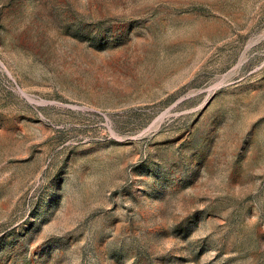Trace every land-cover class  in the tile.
<instances>
[{
  "label": "rangeland",
  "instance_id": "374dc122",
  "mask_svg": "<svg viewBox=\"0 0 264 264\" xmlns=\"http://www.w3.org/2000/svg\"><path fill=\"white\" fill-rule=\"evenodd\" d=\"M0 264H264V0H0Z\"/></svg>",
  "mask_w": 264,
  "mask_h": 264
},
{
  "label": "bare ground",
  "instance_id": "6f19581e",
  "mask_svg": "<svg viewBox=\"0 0 264 264\" xmlns=\"http://www.w3.org/2000/svg\"><path fill=\"white\" fill-rule=\"evenodd\" d=\"M3 64V63H2ZM1 64V65H2ZM4 66V65H3ZM8 70V69H7ZM27 98H30V96L27 94V93H25L24 91H21ZM31 99V98H30Z\"/></svg>",
  "mask_w": 264,
  "mask_h": 264
}]
</instances>
